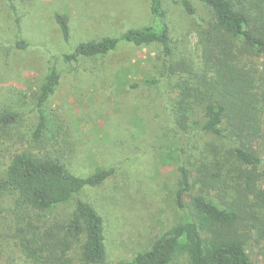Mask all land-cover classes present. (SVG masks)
I'll list each match as a JSON object with an SVG mask.
<instances>
[{"label": "trees", "instance_id": "16d2710c", "mask_svg": "<svg viewBox=\"0 0 264 264\" xmlns=\"http://www.w3.org/2000/svg\"><path fill=\"white\" fill-rule=\"evenodd\" d=\"M26 1L0 0V19L12 17L21 27ZM173 1L195 14L191 0ZM194 1L209 8L213 17L201 28L199 64L176 54L164 0H152L150 26L82 43L63 55L65 63H73L106 57L121 43L136 48L159 45L164 71L143 84L156 86L166 80L172 89L171 122L181 140L216 137L227 146L226 163L241 173L242 183L225 184L221 162L211 160L196 169L198 160H207V153L215 151L212 147L182 144L181 156H171L177 154L176 202L185 216L149 249L116 264H253L251 242L264 243V66L261 70L254 64L264 60V0ZM55 19L69 42L68 17L57 13ZM28 47L20 34L14 38L1 31V56ZM60 83L53 66L36 93L30 143L61 136L59 118L45 109ZM25 116L20 111L0 113V146L4 141L22 142L14 139L18 130L30 127ZM115 173L113 167L99 168L84 178L58 158L29 150L13 154L0 171V207L5 208L0 209V240L8 243L1 254L8 264H111L104 217L81 195Z\"/></svg>", "mask_w": 264, "mask_h": 264}, {"label": "rangeland", "instance_id": "374dc122", "mask_svg": "<svg viewBox=\"0 0 264 264\" xmlns=\"http://www.w3.org/2000/svg\"><path fill=\"white\" fill-rule=\"evenodd\" d=\"M26 2L20 29L12 17L0 19V33L14 38L20 34L29 44L24 51L15 49L7 57L0 55V113L23 112L31 128L16 131L14 140L22 142L1 144L0 171L13 154L25 150L60 159L79 177H88L99 168H115V175L104 185L81 195L104 217L111 264L146 251L159 235L185 216L176 202L177 154L171 156L172 152L181 156L182 144L212 147L215 151L207 153V160L195 158L196 169L211 160L215 165L221 162L224 183H242L241 173L226 163L225 142L214 136L181 140L171 122L172 89L168 82L143 84L149 78H160L164 71L159 45L136 48L121 43L103 58L73 63L63 60V55L74 52L82 43L106 36L121 37L131 29L150 26L154 20L152 0ZM191 3L195 14H189L180 1L164 0V9L176 54L199 64L204 38L201 28L213 17L204 4ZM57 13L68 17L69 42L56 23ZM254 64L262 70L264 60L256 59ZM53 66L61 75V83L45 109L59 118L62 134L54 141L30 143L37 116L36 93ZM135 83L140 86L133 88ZM7 244L0 240V264H8L1 254ZM249 253L253 264H264V243L251 242ZM18 264L24 263L19 260ZM179 264L188 263L182 260Z\"/></svg>", "mask_w": 264, "mask_h": 264}]
</instances>
